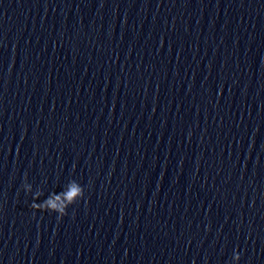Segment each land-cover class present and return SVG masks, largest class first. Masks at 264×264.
<instances>
[{
	"label": "water",
	"instance_id": "95a60500",
	"mask_svg": "<svg viewBox=\"0 0 264 264\" xmlns=\"http://www.w3.org/2000/svg\"><path fill=\"white\" fill-rule=\"evenodd\" d=\"M0 264H264V0H0Z\"/></svg>",
	"mask_w": 264,
	"mask_h": 264
},
{
	"label": "clouds",
	"instance_id": "9594fccd",
	"mask_svg": "<svg viewBox=\"0 0 264 264\" xmlns=\"http://www.w3.org/2000/svg\"><path fill=\"white\" fill-rule=\"evenodd\" d=\"M43 194L44 193L41 191L40 193H38L32 197L31 208L34 211H39V212L47 211L50 213H56V214H58L59 218H62L63 216L67 215V209L69 208L68 205H66L64 209H56V208L51 207L50 199L46 200L43 205L37 203V201L39 200V197Z\"/></svg>",
	"mask_w": 264,
	"mask_h": 264
}]
</instances>
